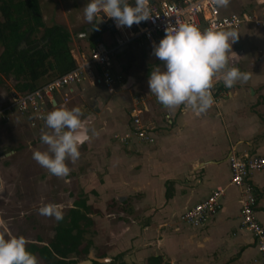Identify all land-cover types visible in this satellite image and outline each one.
<instances>
[{"label": "rangeland", "instance_id": "374dc122", "mask_svg": "<svg viewBox=\"0 0 264 264\" xmlns=\"http://www.w3.org/2000/svg\"><path fill=\"white\" fill-rule=\"evenodd\" d=\"M37 1L44 26L56 24L69 29L72 39L70 50L74 55L78 51L86 57L90 51L87 31H91V24L86 22L83 8L90 0ZM129 3L134 5L132 1ZM230 3V11L236 12L251 4V1L230 0ZM98 22L100 42L108 45V34L111 40L122 37V32L108 31L103 13ZM260 37L259 33H255V37H252L254 43L249 44V51L253 50L257 55L264 51V39ZM122 57L113 56L111 62L114 58ZM139 58V53L132 51L125 57L122 72L111 71L114 77H119L112 94L91 86L88 79L81 86V92L68 95L71 98L64 107L69 110L79 108L81 120L86 122V126L81 132L85 141L79 147V158L75 163L71 159L66 160L70 169L66 177L52 175L32 158L34 151L48 150V146L41 141L42 129H27L11 114L0 116V179L5 184V191L0 193V236L5 239L23 236L28 243L46 245L53 234L56 219L40 215L38 209L49 203L60 204L65 213L80 194L92 211L98 213L89 215L93 222L88 229L93 232V249L86 257L75 258L78 262L90 256L97 264H107L108 246L116 250L122 247L123 239L136 229L149 227L154 230L161 225L162 230L175 227H179L180 231L185 230L177 216L183 211L191 193L199 189L194 179L191 180L193 173L190 170L191 165L197 163L193 161L194 150L190 146L195 143L192 140L198 138L191 139L190 131H200L202 124L198 121L210 115L224 122V114L210 107L205 113L188 118V122L180 118L168 125L162 114L160 119L159 110H156L155 119L149 116V121L162 127L154 130L155 138L151 143L136 146L120 142L119 138L125 133L123 126L127 121L128 109L140 101L139 96L153 95L140 77L142 73L137 69ZM255 59L252 70L264 74V60L259 56ZM154 62L164 70L157 58H154ZM130 68L132 71L128 72ZM5 82L0 85V99L7 101L6 93L10 94L8 87L12 82ZM219 85L222 90L218 98H221L223 91L229 88L225 87L223 81ZM218 98L215 99L216 103ZM177 116L181 117L179 114ZM91 117L92 122L89 121ZM42 127L45 132L51 131L45 125ZM223 168L225 170V165ZM195 175H198L195 179H199L200 173ZM250 180L262 183L264 173L252 172ZM165 181L172 182V199L169 202H164L161 196ZM144 190L149 191V196L145 195ZM152 231L148 232L149 237ZM155 237L160 236L156 234ZM85 238H89V234ZM155 239L150 237L143 243L151 245ZM129 246L133 247L131 243Z\"/></svg>", "mask_w": 264, "mask_h": 264}, {"label": "crops", "instance_id": "0c3cea01", "mask_svg": "<svg viewBox=\"0 0 264 264\" xmlns=\"http://www.w3.org/2000/svg\"><path fill=\"white\" fill-rule=\"evenodd\" d=\"M130 1H132L134 4L133 6H135V2L133 0H129V2ZM169 2H174V0ZM231 7L232 4L229 2L228 8L231 9ZM140 24H142V22ZM133 28L134 24L131 26V29ZM66 30L69 33V29ZM108 31H110L109 28ZM87 32L90 37L92 31L88 30ZM235 33H237L238 39L232 44V50L238 57L233 63L241 72L249 74V80L247 82H237L232 88L223 91L221 98H218L220 96V90H222L219 82L223 80L215 79V96L219 101L212 104L211 108L216 109L215 111H218L220 114H224L222 117L224 122L210 115L198 121L202 124V129L200 131L196 133L190 131L189 134L191 139L198 138L197 140H192L195 143L190 146V149L194 150L193 161H197V163L191 165L190 170L193 173L191 180L193 181L194 179L193 182L199 185V189H197L195 193H191L192 195L189 197L190 202H185L186 205L183 211L203 200L211 191L217 188H225L226 191H224V195L220 199V211L215 216L209 218L205 224L197 228L188 227L179 222L184 228L186 227L185 230L180 231L179 227L162 230L160 229V225L154 230L149 227H144L142 230L136 229L130 231L127 238L123 239L122 247L116 250L108 246V259L105 260L107 264H141V262H143V264H148L152 257L159 258V264H254L253 261L257 257V253L254 248L252 236L249 232L239 230L238 228L240 208L239 195L234 187L227 186L229 172L227 173L226 170L228 169L227 157L230 154L236 156L264 155V74H258L252 70L254 69L252 65L257 56L262 57V60H264V51L260 52L261 54L258 55L257 52L255 53L253 50L249 51L251 49V45L249 44L254 43L252 37H255V33H259V35L262 36L260 38L264 39V29L254 30L248 27L247 29L243 28ZM121 35L122 37L120 39L115 38L111 40L108 34V47L115 48L108 68L113 73L122 72L123 65H125L126 62L125 57L128 53L135 51L139 53V57H141L139 58L137 69L142 73L140 77L142 82H144V86L148 87L150 72L154 68L159 67V65L154 62V58L156 57L153 55L148 44L141 38L126 40L125 36L128 37L127 30L123 31ZM256 38L254 40H257ZM71 40L70 35V42ZM120 41L124 42L118 44ZM229 43H232V41L230 40ZM70 54L76 65L87 62L89 55L88 53L85 57V55L78 51H76L74 55L71 50ZM119 55L123 57L120 59L114 58L111 62L113 56L117 57ZM116 60H118V62ZM115 61L116 65H114ZM131 71L132 68L128 69V72ZM131 74H134V72ZM5 81L6 80L3 82ZM87 81L88 79L74 86L71 89V94L73 92H81V86ZM89 81L91 86L103 90V87L96 82V79ZM260 87L261 89H259ZM8 88L11 90L10 94L6 93L8 96L7 101L0 99V108L7 104L10 95L15 92L12 89V83L11 87L9 86ZM1 89L4 90V88ZM70 98L71 97H69V99ZM138 98L140 101L132 104L130 110L128 109L127 111V121L123 126V132L130 129L132 118L135 114H137L141 126L152 138H155L154 130L162 127V125H158L157 123L152 125L149 121L148 117L151 116L153 118L154 113L157 112L156 110H159L158 114L160 116L161 114L163 115L168 125H171L173 121L175 122L180 118L188 122V118L197 117L190 108H186L184 105L173 110L166 109L155 100L154 94L150 97L145 95V97L139 96ZM59 100L58 97V101ZM64 106L65 105L62 107ZM59 107H54L51 111ZM133 110H137V112ZM177 114L181 117H178ZM11 115L19 120L18 123L25 125L23 120L16 114ZM160 119H162V116ZM89 121H93L92 117L89 118ZM82 122L83 129L81 132H83L86 126V122ZM25 127L29 129L26 125ZM38 129L41 130L44 128L40 127ZM30 130L35 131L36 129ZM131 144L136 146L141 145L137 142ZM224 165L227 168H225V170L223 168ZM196 173H200L199 179H195L198 177V175H195ZM250 183L256 198L254 208L255 219L264 228V200H261L262 197H264V182L261 183L256 181V184L250 180ZM162 189L161 196L163 201L169 202L172 199V182L165 181ZM143 192L145 195L149 196L148 190H144ZM89 215L91 214L87 216L89 217ZM155 217L159 219L158 215ZM178 217L179 216H177V218ZM151 231L152 234L150 237L156 239L151 245L150 243L146 245L143 241L150 238L148 232ZM156 234L160 237H155ZM92 237L93 235L90 236L89 234L88 239H90L91 242ZM130 240L133 241L130 242ZM130 243L133 247L129 246ZM148 245L150 247H147ZM93 246L92 242V247L87 255L93 249ZM141 259L144 260L141 261ZM76 263H78V261H76Z\"/></svg>", "mask_w": 264, "mask_h": 264}, {"label": "clouds", "instance_id": "9594fccd", "mask_svg": "<svg viewBox=\"0 0 264 264\" xmlns=\"http://www.w3.org/2000/svg\"><path fill=\"white\" fill-rule=\"evenodd\" d=\"M215 3L226 7L229 0H215ZM148 5L149 0H135V6L129 0H90L83 8L84 18L89 24L95 23V30H99L96 22L101 19V13L115 20L118 28H130L151 19ZM237 39L235 32L201 31L191 24L167 27L164 38L153 48V55L163 64L164 70L156 67L150 72V93L166 109L184 105L197 116L205 113L214 103L211 89L215 79H222L227 88L249 80V74L241 72L233 63L238 56L232 51V44ZM81 115L79 108L59 107L41 117L51 130H41V141L48 150L34 151L32 158L54 176L69 175L66 160L75 163L80 156L79 147L84 142L80 133L83 128ZM4 191L5 184L0 179V193ZM38 213L60 221L63 205L45 204ZM27 243L23 236L11 239L0 236V264H38L37 257L27 250Z\"/></svg>", "mask_w": 264, "mask_h": 264}, {"label": "built area", "instance_id": "2783aa9c", "mask_svg": "<svg viewBox=\"0 0 264 264\" xmlns=\"http://www.w3.org/2000/svg\"><path fill=\"white\" fill-rule=\"evenodd\" d=\"M135 2V0H133ZM241 10L230 11L229 4L220 6L215 0H149L151 19L142 21V24H134L131 29L127 26L117 27L115 20L106 17L115 31H128L130 39H143L153 52L165 36L167 27H178L180 24L197 26L201 31L212 29L214 31L237 32L241 29H264V0H250ZM230 2V0H229ZM120 41L118 44H120ZM115 48L108 47L98 41L90 49L88 60L77 64L66 74L55 77L42 84L32 92H13L7 104L0 108V116L16 114L29 129H37L45 125L41 119L54 107L66 105L69 101L71 89L86 79L95 80L105 92L112 94L119 77H114L108 68ZM216 82L213 81L211 95L215 104ZM59 97V101H58ZM155 100L157 101L155 95ZM158 102V101H157ZM143 105V104H142ZM137 112V110H133ZM122 143H151L152 136L141 126L140 120L135 114L132 118L130 129L119 138ZM229 180L227 186L234 187L239 195V230L247 231L252 236L257 257L254 264H264V228L255 219L254 208L256 204L255 194L250 183L252 172H264V155L236 156L230 154L227 157ZM224 189L217 188L211 191L203 200L185 209L178 217L182 225L197 228L220 211V199L224 195Z\"/></svg>", "mask_w": 264, "mask_h": 264}, {"label": "trees", "instance_id": "16d2710c", "mask_svg": "<svg viewBox=\"0 0 264 264\" xmlns=\"http://www.w3.org/2000/svg\"><path fill=\"white\" fill-rule=\"evenodd\" d=\"M94 27L92 23V34L87 39L90 49L95 45L94 40H99ZM69 44L70 35L65 28L56 24L44 26L37 0H0V85L10 80L15 92H32L68 73L76 67ZM93 213L98 211H92L85 197L78 196L63 213V219L55 221L48 243H27V250L40 264L76 263L75 258L85 257L92 247L91 240L85 236L93 235L88 231L93 222L87 216ZM159 261L152 257L148 264Z\"/></svg>", "mask_w": 264, "mask_h": 264}, {"label": "water", "instance_id": "95a60500", "mask_svg": "<svg viewBox=\"0 0 264 264\" xmlns=\"http://www.w3.org/2000/svg\"><path fill=\"white\" fill-rule=\"evenodd\" d=\"M107 27L109 28V30L111 31V32H113V31H115L114 30V27L112 26V24L108 21L107 23ZM96 27H99V22L97 21L96 22ZM99 40L97 39V40H95V43L96 42H98ZM83 129V128H82ZM81 129V130H82ZM81 130H80V133H81ZM94 260L90 257V256H87V258L85 259V260H83V261H80V262H78V263H74V264H92V262H93Z\"/></svg>", "mask_w": 264, "mask_h": 264}, {"label": "flooded vegetation", "instance_id": "af4514ba", "mask_svg": "<svg viewBox=\"0 0 264 264\" xmlns=\"http://www.w3.org/2000/svg\"><path fill=\"white\" fill-rule=\"evenodd\" d=\"M35 244H41V243H40V242H38V243L36 242ZM93 263H95V262H92V264H93Z\"/></svg>", "mask_w": 264, "mask_h": 264}]
</instances>
